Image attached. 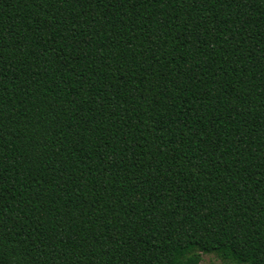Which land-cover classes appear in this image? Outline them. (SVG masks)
Wrapping results in <instances>:
<instances>
[{
  "label": "trees",
  "instance_id": "obj_1",
  "mask_svg": "<svg viewBox=\"0 0 264 264\" xmlns=\"http://www.w3.org/2000/svg\"><path fill=\"white\" fill-rule=\"evenodd\" d=\"M264 264V0H0V264Z\"/></svg>",
  "mask_w": 264,
  "mask_h": 264
},
{
  "label": "rangeland",
  "instance_id": "obj_2",
  "mask_svg": "<svg viewBox=\"0 0 264 264\" xmlns=\"http://www.w3.org/2000/svg\"><path fill=\"white\" fill-rule=\"evenodd\" d=\"M200 264H236L227 260H223L215 254H203Z\"/></svg>",
  "mask_w": 264,
  "mask_h": 264
}]
</instances>
